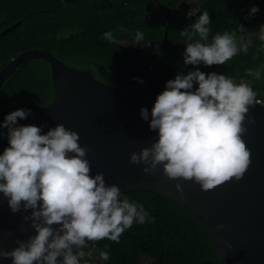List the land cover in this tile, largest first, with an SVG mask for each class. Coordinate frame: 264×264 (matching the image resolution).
I'll return each instance as SVG.
<instances>
[{"label": "clouds", "instance_id": "clouds-1", "mask_svg": "<svg viewBox=\"0 0 264 264\" xmlns=\"http://www.w3.org/2000/svg\"><path fill=\"white\" fill-rule=\"evenodd\" d=\"M258 11L253 6L250 14ZM198 12L196 21L180 33L189 41L183 53L185 65L226 64L249 51L251 39H237L228 32L217 33L209 43V13L197 6L187 16ZM238 29L245 31L243 25ZM258 38L264 42V25L259 26ZM102 39L117 43L112 31L105 32ZM150 43L143 32L135 33L132 44ZM247 75L260 78L251 69ZM256 103L257 93L248 81L236 83L224 74H206L199 68L178 73L166 82L151 110L149 128L158 132L157 138L150 147L132 152L130 163H143L142 170L148 174L162 166L168 179L193 181L203 191L232 179L239 181L251 163L242 136L247 131L245 120L255 123L247 113ZM29 115L30 109H16L0 124L8 130L9 144L0 154V193L13 213L22 206L25 211L31 209L23 219L31 222L35 235L26 241L18 239V246L10 251L0 248V259L11 258L12 264H80L89 242L107 239L119 243L134 222L144 224L149 219L143 205L122 196L118 185L106 184L103 173L90 174L88 149L80 145L76 131L63 124L43 134L36 125L17 126L18 118ZM140 115L145 121L149 118L146 108L140 109ZM175 187L183 198L181 184ZM87 255L91 257L92 252ZM99 255L104 261L110 259L107 251Z\"/></svg>", "mask_w": 264, "mask_h": 264}, {"label": "trees", "instance_id": "trees-1", "mask_svg": "<svg viewBox=\"0 0 264 264\" xmlns=\"http://www.w3.org/2000/svg\"><path fill=\"white\" fill-rule=\"evenodd\" d=\"M195 1L0 0V31L19 22L0 37V69L26 49L47 48L66 63L91 67L99 79L133 91L139 85L145 58L164 40L162 20L167 27V41L143 74L148 88L163 91L166 82L178 73L199 68L206 74H224L236 83L248 81L257 99L264 102V42L258 38L259 26L264 25V0ZM197 6L210 16L209 43L217 33L228 32L237 39H251L249 51L237 54L226 64L185 65L183 53L189 41L180 33L201 14L187 16ZM253 6L259 11L250 14ZM238 25L244 26L243 33ZM107 31L113 32L117 43L102 39ZM137 31L151 43L132 44ZM249 69L259 72L261 79L247 75ZM193 87L198 85L194 82ZM53 96L49 63L42 58L24 61L0 86V124L16 109H30L28 119ZM27 119L18 118L17 126ZM7 131L0 127V154L9 145ZM123 196L143 205L149 219L144 224L134 222L122 233L119 243L107 239L89 242L84 257L92 264H143L146 260L151 264H226L202 226L168 196L143 188L130 189ZM101 251H107L110 259L102 260Z\"/></svg>", "mask_w": 264, "mask_h": 264}, {"label": "water", "instance_id": "water-1", "mask_svg": "<svg viewBox=\"0 0 264 264\" xmlns=\"http://www.w3.org/2000/svg\"><path fill=\"white\" fill-rule=\"evenodd\" d=\"M161 22L164 40L145 58L138 78L142 83L133 91L99 79L91 67L66 63L47 48H29L13 57L0 69V86L24 61L46 60L51 69L53 99L23 125L41 127L42 134L57 124L76 131L80 145L88 149L86 159L90 162L91 175L103 173L106 184L118 185L122 196L136 188L168 196L202 226L226 264H264V104L257 102L249 106L247 117L253 118L255 123L245 120L247 131L242 139L250 150L251 163L239 181L232 179L203 191L193 181L168 179L162 166H158L154 174H148L142 170L143 163H130V154L150 147L158 135L149 128V122L156 97L162 90L148 88L142 79L167 41L166 23ZM18 23L1 30L0 37ZM141 108L149 112L147 121L141 118ZM177 183L181 184L183 198L176 190ZM30 213L31 209L25 211L23 206L13 213L7 198L0 193V248L10 251L18 246V239L26 241L30 235H35L31 222L23 219ZM0 264H12L11 258L0 259Z\"/></svg>", "mask_w": 264, "mask_h": 264}, {"label": "built area", "instance_id": "built-area-1", "mask_svg": "<svg viewBox=\"0 0 264 264\" xmlns=\"http://www.w3.org/2000/svg\"><path fill=\"white\" fill-rule=\"evenodd\" d=\"M257 102L261 103V104H264V102L262 100H260V99H257ZM80 264H92V262L89 259L83 257L81 259V261H80Z\"/></svg>", "mask_w": 264, "mask_h": 264}, {"label": "rangeland", "instance_id": "rangeland-1", "mask_svg": "<svg viewBox=\"0 0 264 264\" xmlns=\"http://www.w3.org/2000/svg\"><path fill=\"white\" fill-rule=\"evenodd\" d=\"M193 4H196V1L193 0ZM260 79H261V76H260ZM143 264H151L150 260H146Z\"/></svg>", "mask_w": 264, "mask_h": 264}]
</instances>
